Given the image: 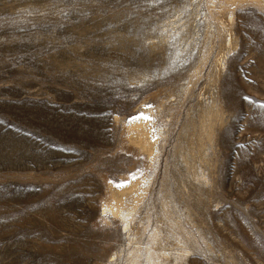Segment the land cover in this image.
Masks as SVG:
<instances>
[{
  "label": "rangeland",
  "instance_id": "rangeland-1",
  "mask_svg": "<svg viewBox=\"0 0 264 264\" xmlns=\"http://www.w3.org/2000/svg\"><path fill=\"white\" fill-rule=\"evenodd\" d=\"M264 264V0H0V264Z\"/></svg>",
  "mask_w": 264,
  "mask_h": 264
},
{
  "label": "bare ground",
  "instance_id": "bare-ground-1",
  "mask_svg": "<svg viewBox=\"0 0 264 264\" xmlns=\"http://www.w3.org/2000/svg\"><path fill=\"white\" fill-rule=\"evenodd\" d=\"M132 264H140L139 259L136 258L135 260H133V261H132Z\"/></svg>",
  "mask_w": 264,
  "mask_h": 264
}]
</instances>
